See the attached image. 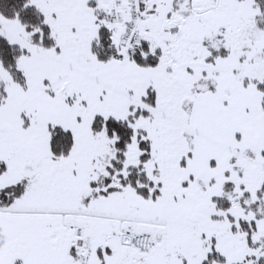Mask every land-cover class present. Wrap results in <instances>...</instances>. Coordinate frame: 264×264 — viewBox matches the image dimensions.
<instances>
[{
    "label": "snow or ice",
    "instance_id": "1",
    "mask_svg": "<svg viewBox=\"0 0 264 264\" xmlns=\"http://www.w3.org/2000/svg\"><path fill=\"white\" fill-rule=\"evenodd\" d=\"M0 264H264V0H0Z\"/></svg>",
    "mask_w": 264,
    "mask_h": 264
}]
</instances>
